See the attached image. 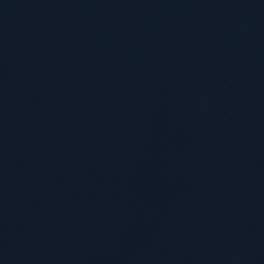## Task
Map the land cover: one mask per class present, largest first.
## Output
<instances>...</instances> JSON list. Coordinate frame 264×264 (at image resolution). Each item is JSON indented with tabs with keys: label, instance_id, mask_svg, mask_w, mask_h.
Listing matches in <instances>:
<instances>
[{
	"label": "water",
	"instance_id": "1",
	"mask_svg": "<svg viewBox=\"0 0 264 264\" xmlns=\"http://www.w3.org/2000/svg\"><path fill=\"white\" fill-rule=\"evenodd\" d=\"M0 264H264V0H0Z\"/></svg>",
	"mask_w": 264,
	"mask_h": 264
}]
</instances>
